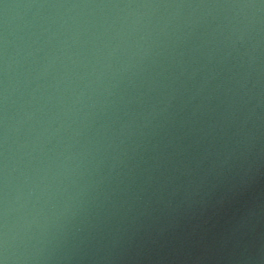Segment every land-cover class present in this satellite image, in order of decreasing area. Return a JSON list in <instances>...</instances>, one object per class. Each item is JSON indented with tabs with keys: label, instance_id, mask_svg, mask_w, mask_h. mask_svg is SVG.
<instances>
[{
	"label": "water",
	"instance_id": "95a60500",
	"mask_svg": "<svg viewBox=\"0 0 264 264\" xmlns=\"http://www.w3.org/2000/svg\"><path fill=\"white\" fill-rule=\"evenodd\" d=\"M0 264H264V0H0Z\"/></svg>",
	"mask_w": 264,
	"mask_h": 264
}]
</instances>
